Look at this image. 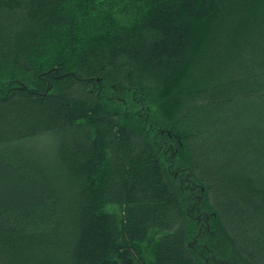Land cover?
Returning a JSON list of instances; mask_svg holds the SVG:
<instances>
[{
	"label": "trees",
	"instance_id": "obj_1",
	"mask_svg": "<svg viewBox=\"0 0 264 264\" xmlns=\"http://www.w3.org/2000/svg\"><path fill=\"white\" fill-rule=\"evenodd\" d=\"M0 264H264V0H0Z\"/></svg>",
	"mask_w": 264,
	"mask_h": 264
}]
</instances>
